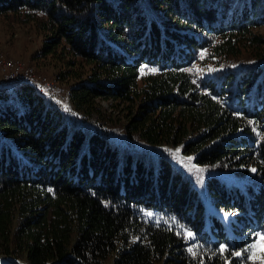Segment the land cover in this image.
I'll list each match as a JSON object with an SVG mask.
<instances>
[{
    "label": "trees",
    "instance_id": "16d2710c",
    "mask_svg": "<svg viewBox=\"0 0 264 264\" xmlns=\"http://www.w3.org/2000/svg\"><path fill=\"white\" fill-rule=\"evenodd\" d=\"M11 14L73 84L63 111L0 91V264H256L264 0H0Z\"/></svg>",
    "mask_w": 264,
    "mask_h": 264
},
{
    "label": "rangeland",
    "instance_id": "374dc122",
    "mask_svg": "<svg viewBox=\"0 0 264 264\" xmlns=\"http://www.w3.org/2000/svg\"><path fill=\"white\" fill-rule=\"evenodd\" d=\"M36 24L37 23L27 19L22 14H11L5 17H0V62L4 61L5 64L10 63L13 67L12 68L9 67V65L4 64L1 65L0 74L2 72H6L18 77L29 74L30 80H32L34 84L44 85L47 83L49 86L47 93L51 94L52 98L55 99L57 103L62 104V106L65 104L64 106L68 107L66 105V101L68 99L70 86L73 82L70 80L62 82L58 78L63 70L66 69L65 65L54 61L49 56H42V52L40 51L46 35L44 30H40ZM254 32L264 38V27L255 29ZM3 69H6L7 71H2ZM13 72H16L17 74ZM209 73L210 72L207 69L197 68L195 75L205 77L209 76ZM111 104L112 103L110 101L99 102V105L108 115L112 110ZM111 116L116 117L112 114ZM115 123L118 124V121ZM174 155L176 160L178 157V152L176 150ZM181 160L178 157L177 162L182 163ZM183 168L189 173L193 171V168L190 169L191 166L187 160L183 165ZM199 173L200 174L198 176L195 174V177H198V181L193 183V187L198 192L200 199L203 202H206L203 184L199 182V178L203 177V172ZM2 260L3 258H1L0 262H2ZM249 260H251V262H255L256 264H261L260 259L253 260L250 258Z\"/></svg>",
    "mask_w": 264,
    "mask_h": 264
},
{
    "label": "built area",
    "instance_id": "2783aa9c",
    "mask_svg": "<svg viewBox=\"0 0 264 264\" xmlns=\"http://www.w3.org/2000/svg\"><path fill=\"white\" fill-rule=\"evenodd\" d=\"M3 64L4 65H9V67H12V65L10 63H6L5 64L4 61L0 62V66L3 65ZM2 71H7V70L3 69ZM4 73H6V72H2L0 74V76H4V77H0V91L4 90V89H7V88L14 87V86H16V85H18L20 83H25V84L29 85V87L31 88V90L35 94H37V95L45 98L49 102H51L54 106L57 107V109L59 111H63L64 110L63 107H62V104L57 103L56 100L52 98L51 94L47 93L48 90H49V86H48L47 83H45L44 85H36V84H34L32 82V80H30V75L29 74L18 77V76H13V74H11V73H6V74H4ZM13 73L17 74L16 72H13ZM42 86H45V87H42Z\"/></svg>",
    "mask_w": 264,
    "mask_h": 264
},
{
    "label": "snow or ice",
    "instance_id": "6c2138e0",
    "mask_svg": "<svg viewBox=\"0 0 264 264\" xmlns=\"http://www.w3.org/2000/svg\"><path fill=\"white\" fill-rule=\"evenodd\" d=\"M177 152H179V149H177ZM189 160H191V157L187 158ZM253 172L256 171V169H252ZM227 215V214H226ZM188 236L191 237L192 233L189 232ZM251 249H253V254L251 259L256 260V259H260L261 260V264H264V234H256V238L254 239L253 243L249 246ZM221 251H225L224 246H221ZM247 251V250H246ZM234 255H236L237 257L241 256L242 253L240 252H236L234 253Z\"/></svg>",
    "mask_w": 264,
    "mask_h": 264
},
{
    "label": "water",
    "instance_id": "95a60500",
    "mask_svg": "<svg viewBox=\"0 0 264 264\" xmlns=\"http://www.w3.org/2000/svg\"><path fill=\"white\" fill-rule=\"evenodd\" d=\"M0 261H1V258H0Z\"/></svg>",
    "mask_w": 264,
    "mask_h": 264
}]
</instances>
